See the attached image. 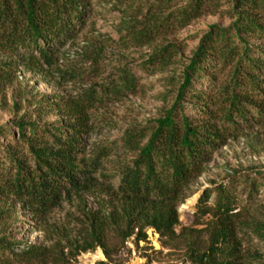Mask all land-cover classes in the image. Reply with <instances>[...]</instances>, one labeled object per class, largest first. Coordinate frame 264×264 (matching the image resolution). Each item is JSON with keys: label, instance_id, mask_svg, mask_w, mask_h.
Masks as SVG:
<instances>
[{"label": "trees", "instance_id": "1", "mask_svg": "<svg viewBox=\"0 0 264 264\" xmlns=\"http://www.w3.org/2000/svg\"><path fill=\"white\" fill-rule=\"evenodd\" d=\"M176 2H151L139 20L146 28V39L203 10H217L222 3L231 4L228 9L236 19L228 27L212 26L202 38L182 73L175 104L151 129H129L120 144H102L87 156L83 154L86 137L94 129L81 111L65 126L40 125L24 118L14 121L13 128L0 126L2 194L13 197L34 215L58 205L64 193L80 199L86 195L107 199L109 211L83 210L82 226L88 227L72 242L75 256L97 247L109 254L105 244L108 228H114L123 242L133 235L147 240L148 227L166 243L177 240L181 235L176 232L178 206L204 171L213 149L223 142L227 126L251 124L264 111V46L256 47L248 40L259 37L264 41V0H188L178 15L167 13ZM187 8L190 11L186 13ZM92 10L91 0H0V45L14 58L11 65L0 63V74L18 64L52 66L59 48L75 37ZM234 60L229 80L216 89L217 96L197 88L208 76V88L213 90L218 74ZM149 63L164 66L167 57L161 50L150 56ZM138 85L136 73L128 70L109 83L117 98L134 93ZM186 102L193 104L201 122L183 112ZM120 147L132 151L134 157L111 161V153ZM246 185L251 194L258 190L254 180ZM217 189L214 205L207 204L210 192H206L199 207L201 213H212L216 219L212 242L205 250L192 247L190 264H264L263 253L253 252L249 257L238 253L241 243L252 235L264 239V222L254 217L241 219L242 209L234 212L233 191ZM43 257L40 247L16 253L6 238H0V264L7 259Z\"/></svg>", "mask_w": 264, "mask_h": 264}, {"label": "rangeland", "instance_id": "2", "mask_svg": "<svg viewBox=\"0 0 264 264\" xmlns=\"http://www.w3.org/2000/svg\"><path fill=\"white\" fill-rule=\"evenodd\" d=\"M152 1L91 0L93 10L84 26L59 48L52 66L27 68L18 64L17 68H5L0 74V126L13 128L14 121L21 118L40 125L65 126L81 111L94 129L86 137L83 154L87 156L102 144H120L129 129H151L153 122L175 104L182 73L202 38L212 26L228 27L236 19L228 9L231 4L222 3L217 10H203L146 39V28L139 20ZM187 5L188 0H178L167 13L178 15ZM189 11L190 8L185 10ZM248 40L256 47L264 46L262 38ZM161 50L167 64L153 66L149 58ZM13 59L11 52L0 45V63L11 65ZM235 63L236 60L218 74L213 90L208 88V76L196 84L197 88L217 96L216 89L229 80ZM220 64L219 61L218 67ZM124 70L135 72L139 85L134 93L117 98L109 83ZM183 112L193 121H202L191 103L186 102ZM261 114L251 124L227 126L223 142L213 149L204 171L178 206L176 232L181 235L174 242L166 243L153 227L146 229L147 240H137L133 235L123 242L114 228H108L105 244L109 254L97 247L75 256L72 242L88 227L82 226L83 210L109 211L106 198L86 195L80 199L64 193L58 205L34 215L19 201L0 192V238H6L16 253L30 246L44 252L42 259H7L3 264H190L191 248L205 250L212 242L216 219L212 213H201L199 207L206 192H210L207 204L214 205L218 187L233 191L234 212L242 209L241 219L254 217L264 222V111ZM133 157L132 151L122 147L110 155L114 163ZM252 180L258 190L251 194L246 183ZM237 233L240 235L239 230ZM238 251L245 257L253 252L264 254V239L252 235Z\"/></svg>", "mask_w": 264, "mask_h": 264}, {"label": "bare ground", "instance_id": "3", "mask_svg": "<svg viewBox=\"0 0 264 264\" xmlns=\"http://www.w3.org/2000/svg\"><path fill=\"white\" fill-rule=\"evenodd\" d=\"M98 257H100V258L102 257L101 252L98 253ZM92 264H94V263H92Z\"/></svg>", "mask_w": 264, "mask_h": 264}]
</instances>
